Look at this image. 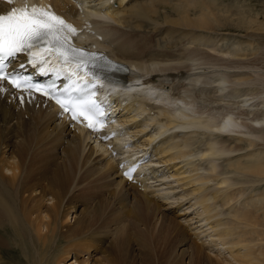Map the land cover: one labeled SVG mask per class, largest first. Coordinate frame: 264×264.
<instances>
[{
    "label": "bare ground",
    "instance_id": "obj_1",
    "mask_svg": "<svg viewBox=\"0 0 264 264\" xmlns=\"http://www.w3.org/2000/svg\"><path fill=\"white\" fill-rule=\"evenodd\" d=\"M72 1L64 0L71 13ZM110 1L84 0V7L99 18L95 26L103 28L99 34L107 38L105 46L111 55L140 70L142 76L150 75L149 80L159 87H123L124 96H139L143 105L126 101L121 106V121L131 124L115 137L113 148L119 151L127 144L122 159L134 160L141 155L138 152L144 154L153 147L156 160L139 166L152 179L144 180L142 188L157 182L149 188L155 191L167 179L176 183L181 192L171 198L167 191L161 196L163 201L172 199L173 205L193 199L187 209H196L199 224L193 228L198 232L190 236H206L193 245L184 238L183 228L175 226L177 261L264 264V68L251 62L254 57L250 60L249 55L257 51L247 31L263 23L257 13L252 17L242 6L234 10L218 5L217 0H114L117 6ZM79 8L78 16L87 17V11ZM231 22L244 29L243 38L248 40L237 38L232 48H214L220 38L211 34ZM153 35L166 40L165 47L172 46L171 40L183 46L170 51L153 49ZM224 56L233 60L218 65L227 61ZM170 91L176 97L169 96ZM208 92L214 97L208 102L219 107L199 104ZM244 115L248 123L241 121ZM138 133L140 140L133 143L130 139ZM199 135L203 140L194 142ZM33 150L46 154L42 158L30 155ZM222 158L226 170L220 167ZM118 159L104 144H92L82 130L56 119L55 108L41 99L31 96L19 107L7 91L0 93V264H10L1 259L3 249L10 247L18 249L20 259L28 264H123L121 256L126 245L132 244L133 233L128 235L129 223L123 231L118 228L134 217L132 204L137 196H127V190L135 187L118 176ZM163 169L175 170L166 175ZM75 171L80 179L72 184ZM83 181L90 182L89 190L76 192ZM258 185L262 188L255 190ZM165 189L174 187L167 183ZM102 195L113 204L110 210L115 213L110 217H102ZM140 197L143 206H151L155 214L166 210L162 215L168 217L167 211L185 210L180 209L183 204L175 209L164 207L162 201L154 204L144 190ZM140 216L144 219L137 233H141L133 238L144 243L152 218ZM108 218L115 221L114 230L113 226L104 230ZM184 220L188 223L194 217Z\"/></svg>",
    "mask_w": 264,
    "mask_h": 264
},
{
    "label": "snow or ice",
    "instance_id": "obj_2",
    "mask_svg": "<svg viewBox=\"0 0 264 264\" xmlns=\"http://www.w3.org/2000/svg\"><path fill=\"white\" fill-rule=\"evenodd\" d=\"M3 2L13 4V0ZM77 32V28L56 14L50 5L24 3L0 13V93L8 90L6 85L10 86L17 90L23 103L25 93L31 97L39 92L48 101H54L72 122L98 132L104 127L105 113L95 99L100 80L94 71L96 65L91 63L95 54L75 46L72 38ZM20 53L26 54L27 63L33 68L39 67L42 74L51 72L57 78L63 77L66 83L58 90L55 82L45 87L15 70L8 71L5 61ZM135 171L136 165H133L123 174L132 180Z\"/></svg>",
    "mask_w": 264,
    "mask_h": 264
},
{
    "label": "rangeland",
    "instance_id": "obj_3",
    "mask_svg": "<svg viewBox=\"0 0 264 264\" xmlns=\"http://www.w3.org/2000/svg\"><path fill=\"white\" fill-rule=\"evenodd\" d=\"M217 1H218V3H217L218 5L224 4L226 7H230L231 9H234V10L236 8H239L240 6H242V9H244L246 11V13L249 16L251 15L252 17H255L254 16L255 13H257V17H258L259 22H261L263 24L260 25L259 26L260 28L258 27L257 30H254V27L255 26L252 29H248L247 30L249 32V34L251 35V37H252L251 39H253L255 41L253 43L254 44V52L257 51V53L255 52L256 54L253 55V53H252V55H249V57H250V60H254V58H255L254 61H251V62L254 63V65L259 66V67L261 65L260 68L261 69L264 68V0H217ZM115 6H117V4H115ZM234 16L235 15H232L231 17L234 18ZM240 33H242V36H241ZM244 33H246L244 31V29L241 30V29L237 28V26L234 25L233 22H231L230 24H227V25H225V26H223V27L215 30V33H212L211 34L212 37L214 35L215 37L220 38V40L215 45H213V47L214 48H217V46H222L221 49H223V48H232V44H233V42H235L237 40V38L238 39H244V40L247 39L248 40L249 37H247V36L245 38H243V34ZM148 34H150V32H148ZM158 37L157 36L154 37L155 43L153 41V44H155L156 46L153 47V49L170 51V50H174L176 48H181V46H183V44H180V41H178V40H173L172 41L171 40L170 43L172 42V46H170V44H169V47H165V46H168V44L165 45L166 44V40L164 41L163 39H160V41H159ZM156 43L159 46H157ZM190 47H192V46H190ZM200 48L203 49L204 51L206 50L205 47H200ZM210 54L213 55L217 59H222L223 58L222 55H220V54H218L216 52H211ZM224 58L227 59V61L223 60L222 62H218V65L228 64V63L231 62V60H233L231 57H228V56H224ZM228 60H230V61L228 62ZM262 70H264V69H262ZM263 85H264V83H263ZM244 88L245 87H243L242 89H244ZM167 89L169 90V88H167ZM208 93H210V92H208ZM210 95L213 96L212 93H210L209 96L206 95V98L204 96L202 99H200L201 101L199 102V104L205 105L206 107H208V106H212L213 108L219 107V105H218L219 103H216L215 102L216 104H214V103H209L208 102L209 99H213L214 98V97L211 98ZM203 99H206V100L204 101ZM218 109L220 110V108H218ZM247 117H248L247 115L242 116L241 117V119H242L241 121H245V122L249 121V120L246 121V119H248ZM144 135H145V133H144ZM144 139H145V136H144ZM202 140H203V137L200 136V135L194 137V142L199 143ZM196 145H198V144H196ZM241 145H244V144L241 143ZM139 149H136V151H141ZM58 152L60 154H62V150L59 149ZM32 153L30 155H36V156H39L40 158H42L46 154V152H43L42 151V153H41V152H38L37 150H33ZM35 153H37V154H35ZM138 153L142 154L143 152H138ZM151 155L153 156V152H152ZM234 155H236V154H234ZM234 155H232V156H234ZM156 158H157V156H156ZM150 160H152V159H150ZM150 160L148 161L149 163H150ZM225 161H226L225 158L219 159L220 167L221 168L223 167L224 170H226V168H227V167L224 166ZM147 163H145V164H147ZM221 163H223V164H221ZM145 164H143V165H145ZM76 170H77V168H76ZM174 170L163 169L164 172L167 171V174L166 175L173 174L174 173ZM144 171L146 173H148V170H144ZM75 174L76 175H74V180H73V183L72 184H77L78 181H79V179H80L78 177V175H77L78 173L76 171H75ZM149 176H151V174ZM149 176L148 177L147 176L145 177V180H147L146 183H149L148 181L151 179V178H149ZM241 178H243V177H241ZM241 178L239 177V179H241ZM167 181H163L162 182V185H159L160 187H164L163 188L164 190H162L163 191V194H161L160 192H157V190H159V189H157V190L154 191L153 188L150 189L151 192L148 191V194L151 197V199L154 200V202L152 201V203L156 204V201H158L159 203L162 201L161 203H162V205H164V207H166V208L169 209L170 208V205H171L172 207H174L173 209H175L178 204L182 205L183 202H180V201L176 202L175 201L174 204L172 205L171 204L172 203V199L163 201V198L161 196H163L164 194H166V192L168 191L169 192V196H171V198H174L181 191L176 187V183H174L173 181L168 180V179H167ZM167 183H171V186H173L175 190L174 189L173 190H167V189H165ZM86 184H87V186H86ZM155 184H157V182L156 183H153L152 185H149L148 187L150 188V186H153ZM88 185L90 186V182L83 181L81 183V186L78 188V191H76V192L89 190V186ZM112 187L113 188H116L113 185H112ZM148 187H146V188H148ZM168 187H170V186H168ZM146 188H142L141 191L138 190V189H136V188H130L129 190H127L126 194H127L128 197H133V196L136 197L137 196V199H133L134 205L132 204V208L135 210V213H134V217H131V218H128V217H130V214L128 213L127 214V218L128 219L123 222V223H125V226L119 227L118 229L120 231H123V229H126V227H128V223H129L130 229L128 231V235H129V233L130 234L133 233V234H135V236H138V234L141 233V232L137 233V230L139 228H141V227H137V225H138V223H142V219H144V217H142L140 215H146V216L150 215V218H152V222H151L152 228L149 229V232L148 231H145V233H144V239L146 241H144V243L141 242V240L139 241V238H137V239L133 238L134 236L132 234L131 237H132L133 242H132L131 245H126V249H124V253H122V256H121V261H123V264H180L181 262L177 261V252L175 253V251L178 248L177 247L178 246V244H177L178 241H177V238H176L177 237L176 232H178V231H176L175 226L177 227V225H178V226H181L183 228V231L185 232L184 238L188 242L192 243L193 245L195 243H197V244L200 243L201 240H206V236L205 237H202V239H198L200 236L197 239H195L194 236H190V234H192L193 232H196V233L198 232L197 229H193V228L196 225L199 224L198 222H196L197 221V218H196L197 213H194V212H196V209H193L191 211L187 209L188 203L189 204H192L194 202V200L192 199L193 196L190 193L189 199H192V200L191 201H188V203H186V204H184V205H182L180 207V209H182V210L185 209L184 211H177L175 213L174 210L173 211L170 210V211H167L168 217H166V216H163L162 215L163 213H166L165 212L166 210L163 211L161 214H155L152 211L151 206L149 208H146V207L143 206V204H145V203L144 202L141 203V200H140V198H141L140 197V192L142 193V191L143 190L145 191ZM149 188L146 189V190H149ZM261 188H262V185H258L255 188V190H260ZM255 190H253V191H255ZM111 192H112V189H111L110 193ZM132 193L134 194L133 196L131 195ZM249 193H250V191H249ZM248 195L249 194H246L245 197H247ZM153 196L154 197L158 196L159 198L158 199H155ZM101 198H102L101 199V202H102V200L105 201V202L103 201L104 203L102 202L104 204V215L102 217L103 218L106 217V214L110 217L112 213H115L114 211L112 212V210H110V209H112L111 206L113 204H112V202L109 203L108 198L107 197L105 198L104 195H102ZM98 201H100V199H97V202ZM112 201H113V199H112ZM130 201H132V199H130ZM106 202L109 203V204H107ZM105 203L107 205H105ZM194 207H196V205ZM122 210L123 209H121L120 211H122ZM174 213L176 215H180V217L175 216ZM186 216H187V218H186ZM164 217H166V219H168V220L166 221V219H164ZM173 217L176 218L175 221H172V220H174ZM190 217H194V220H189L188 221L189 225H188V223L184 219H188ZM108 219L110 221H108V225L104 228V230H108L109 231L111 228H112V230H114V227L115 226H113V225L115 224V221H113V220L111 221L110 218H108ZM72 220H73V218H72ZM178 221H179V224H178ZM97 224L98 223L96 221V225ZM110 226H113V227L110 228ZM116 230L114 231V233L116 232ZM153 231H154V233H152ZM148 238H149L150 243L148 241ZM152 239H154V240H152ZM138 241H139V244H138ZM145 243H147V244L145 245ZM156 243H157L158 246L160 244H162V245L159 246L161 248H159L158 246H156L155 245ZM206 244H207V242H206ZM154 246L156 248L155 250L153 249ZM111 249H112V246H111ZM158 249H161L160 250L161 252ZM173 249H175V251ZM157 250L160 253V255H159V253H157ZM162 252H164V253H162ZM147 254H148L149 257L147 256ZM82 255H84V254H82ZM84 257H87V255L86 256L84 255ZM141 258H143V259H141ZM1 259L3 261L7 262V263H10V264H28V263L23 262L20 259L18 249H14L12 247L3 249L2 255H1ZM65 262H67V260ZM195 262H196V260H193V262L190 263V264H195Z\"/></svg>",
    "mask_w": 264,
    "mask_h": 264
}]
</instances>
